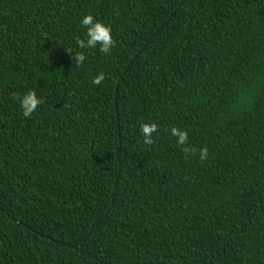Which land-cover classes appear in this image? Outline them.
<instances>
[{
  "label": "trees",
  "instance_id": "1",
  "mask_svg": "<svg viewBox=\"0 0 264 264\" xmlns=\"http://www.w3.org/2000/svg\"><path fill=\"white\" fill-rule=\"evenodd\" d=\"M0 264H264V0H0Z\"/></svg>",
  "mask_w": 264,
  "mask_h": 264
},
{
  "label": "clouds",
  "instance_id": "2",
  "mask_svg": "<svg viewBox=\"0 0 264 264\" xmlns=\"http://www.w3.org/2000/svg\"><path fill=\"white\" fill-rule=\"evenodd\" d=\"M81 24L86 28L87 39L77 38L76 45L80 49H96L99 46V51L103 54H109L115 46V40L112 37L111 28L99 20H95L91 14L85 15ZM76 66L80 67L86 60L84 52H77L74 56ZM105 74L103 72L98 73L92 79L94 85H100L105 80ZM16 99L20 103L22 114L25 118H30L36 109L43 103V100L38 98L35 91H28L22 97L17 96ZM141 135L143 137V144L151 146L156 143L153 138V134L158 131V126L155 123H142L140 125ZM172 136L176 137L177 144L184 146L188 143V133L185 130H181L178 127H172L170 129ZM183 151L186 154H195V150L189 147H183ZM208 157V148L204 147L199 151V159L206 160Z\"/></svg>",
  "mask_w": 264,
  "mask_h": 264
}]
</instances>
